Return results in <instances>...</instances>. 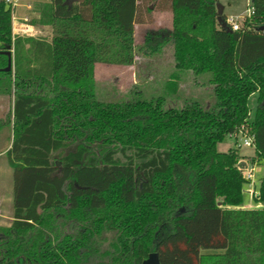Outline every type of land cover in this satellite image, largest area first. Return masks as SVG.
<instances>
[{
  "label": "trees",
  "instance_id": "16d2710c",
  "mask_svg": "<svg viewBox=\"0 0 264 264\" xmlns=\"http://www.w3.org/2000/svg\"><path fill=\"white\" fill-rule=\"evenodd\" d=\"M51 0L32 24L53 38L13 34L0 0V97L12 100L7 152L13 220L0 227V264H264V208L243 209L238 149L217 146L241 127L253 134L251 166H264V0L228 31L218 0H151L172 28L148 31V56L173 42L175 95L187 71L209 73L216 103L163 107L164 99L100 101L99 58L132 64L138 0ZM118 44V46H115ZM257 95L250 120L249 99ZM257 203L264 204V175Z\"/></svg>",
  "mask_w": 264,
  "mask_h": 264
},
{
  "label": "rangeland",
  "instance_id": "374dc122",
  "mask_svg": "<svg viewBox=\"0 0 264 264\" xmlns=\"http://www.w3.org/2000/svg\"><path fill=\"white\" fill-rule=\"evenodd\" d=\"M231 1V7L227 6L226 12L236 14L244 12L240 17L247 13L249 3L246 0H221ZM51 0H21L20 6L31 5L32 9L19 8L15 17L21 18L17 21L18 28L23 24L22 20L27 17L28 26L31 32L26 36L41 37L50 41L55 29L50 26L34 25L37 18L34 12V4L50 3ZM250 2V1H249ZM140 6V14L138 19L141 23L135 25L134 30V46L133 63L118 64L115 62V56H111L114 61H107L105 58H99L95 66V82L96 95L100 101L107 103H123L132 100L138 96L145 100L164 99L163 107L182 108L186 103L191 101L199 102L205 109L212 108L215 103L213 85L209 82L211 75L203 73L195 75L192 71H187L182 76L179 89L175 95L168 94L165 90V82L169 75L174 71L173 60V42H169L162 50L161 54L156 56L144 55L138 52L136 47H139L144 42L145 34L151 30L171 29L172 14L169 11H162L157 4H153L151 0H138ZM227 18V16H225ZM243 18H240L239 26ZM115 46H118L116 44ZM257 95H253L249 99V107L251 110L250 120L253 119L256 109ZM12 109V100L0 97V115L10 112ZM13 130L8 123H0V206L8 217L13 212V188H14V172L8 163L7 152L5 150L12 142ZM231 149H238L240 154H252L254 148L244 145V138L240 135L237 139L227 137L222 143H219L217 150L219 152H228ZM262 169L255 168L254 179L251 183L245 184L243 195V209H261L264 208L263 203H257L254 200L253 192L258 193L260 180L259 176ZM251 190L253 192H251ZM10 194V195H9ZM10 196V200H9ZM11 211V213H10ZM10 221H0V227H9Z\"/></svg>",
  "mask_w": 264,
  "mask_h": 264
},
{
  "label": "built area",
  "instance_id": "2783aa9c",
  "mask_svg": "<svg viewBox=\"0 0 264 264\" xmlns=\"http://www.w3.org/2000/svg\"><path fill=\"white\" fill-rule=\"evenodd\" d=\"M3 1L6 3L7 6L11 7V9H12V22L14 24V22L16 21L15 10L20 6L21 0H3ZM26 7H27L28 10L32 9L31 5H29V4ZM253 13H254L253 9L252 8H248L247 13L243 17H240V16H229V17L225 18V22L231 28V30L238 31L239 27H240L239 23H238L240 21V18L241 19L242 18L245 19L246 17H250L251 15H253ZM22 22H23V24H22L23 27L18 32L19 36H24V35L29 34V32H31V28L27 24L29 22V19L27 17H25L22 20ZM240 135L244 138V145L245 146H252L254 148L255 137H254L253 134H249L248 129L246 127H244V126L241 127L240 129H238L233 134H231L229 137L233 138V139H237L238 136H240ZM254 171H255L254 170V166L244 169V178L247 181H249L250 183L254 179ZM251 192H253V191L251 190Z\"/></svg>",
  "mask_w": 264,
  "mask_h": 264
},
{
  "label": "crops",
  "instance_id": "0c3cea01",
  "mask_svg": "<svg viewBox=\"0 0 264 264\" xmlns=\"http://www.w3.org/2000/svg\"><path fill=\"white\" fill-rule=\"evenodd\" d=\"M246 2H248V3H250L249 2V0H246ZM218 3H220L221 5H222V7H223V17L224 18H226L225 16H227V17H229V16H240V15H242L244 12H238V13H236V14H231L230 12H226V10H227V6L228 7H231L230 5H232V3H231V1H224V2H222L221 0H218ZM27 5H25L24 7H22V6H19V8H27L26 7ZM16 12H18V8L15 10V14H16ZM245 15V14H244ZM16 18V17H15ZM20 19L21 18H16V21L14 22V24H13V34L14 35H18L19 33V31L22 29V24H19L20 26L17 28L16 27V25H17V21H20ZM12 110V109H11ZM11 110H10V112H11ZM10 112H8V113H4V114H1L0 115V123L2 122V120L7 116V114H9ZM13 139V138H12ZM11 146H12V142L9 144V147L5 150V152H8L10 149H11ZM241 156H243V157H245V160L242 162V166H243V168L245 169V168H249V167H252L251 165H250V163L248 162L249 160L248 159H250V158H252L253 156H254V151H253V153L252 154H240ZM260 167V169H262V173L260 174V178H259V180H260V182H261V179H262V177H263V175H264V166L261 164V165H255L254 166V170H255V168H259ZM11 168V167H10ZM12 169V168H11ZM13 192H14V188H13ZM10 195V194H9ZM9 200H10V196H9ZM12 200H13V197H12ZM10 213H11V211H10ZM3 220H8V221H10V223L12 222V220H13V212H12V214L10 215L9 214V216L8 217H5V213L3 212V209H2V207L0 206V221H3Z\"/></svg>",
  "mask_w": 264,
  "mask_h": 264
},
{
  "label": "water",
  "instance_id": "95a60500",
  "mask_svg": "<svg viewBox=\"0 0 264 264\" xmlns=\"http://www.w3.org/2000/svg\"><path fill=\"white\" fill-rule=\"evenodd\" d=\"M75 1H83V0H69L68 4H71L72 2ZM217 21L222 28L227 29L230 32L232 31L231 28L225 22V18L223 17V7L220 3H217ZM259 30L264 31V26L260 27ZM143 264H161L159 255L157 253H151L148 259L143 262Z\"/></svg>",
  "mask_w": 264,
  "mask_h": 264
}]
</instances>
